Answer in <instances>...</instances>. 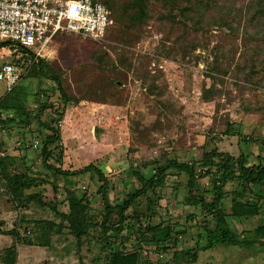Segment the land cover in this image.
Segmentation results:
<instances>
[{
	"label": "trees",
	"instance_id": "obj_1",
	"mask_svg": "<svg viewBox=\"0 0 264 264\" xmlns=\"http://www.w3.org/2000/svg\"><path fill=\"white\" fill-rule=\"evenodd\" d=\"M92 1L103 4L113 20L105 40L115 25L125 28L126 32H122V28L118 30H121L118 43L122 48L132 43L127 37L129 29L138 30L148 17L147 9L140 8L137 0ZM153 1L163 2L166 12L161 14V19L174 25L179 21L184 27L190 25L192 30L207 33L223 23V33L239 37L243 42L233 77L264 89V55H261L264 52V0H247L238 10L225 3L219 4L218 0ZM210 9L216 11L217 16L205 18ZM59 36L57 34L53 40ZM137 39L134 36V42ZM194 48L188 45L183 52L194 51ZM6 52L13 56L14 60L9 64L15 67L29 62L19 80L37 79L38 89L31 95L18 80L0 97V197L14 212L10 227L0 214V235L11 240L10 245L0 249V264H16L18 246L39 247L55 254V244L67 241L68 237L80 264H83L81 252L84 247L92 255L91 264H196L201 254L218 248H236L249 254L258 252L264 262V135H244L239 124L227 120L222 134L237 138L238 156L205 143L199 159L180 162L164 158L135 165L126 172L136 185L132 193L121 197L114 191L111 201L108 193L113 186L102 167L90 163L78 170H63L62 153L55 156L61 143L58 124L66 106H77L89 100L83 95H72V85L77 84L78 79L66 80L65 71L56 64L45 59L35 61L29 55L25 57V50L17 43L0 41V56ZM91 61L102 72L103 78H107L106 90L120 85L119 79L114 78L118 71L116 64L106 51L97 50ZM117 61L123 64V54ZM257 67L261 70H256ZM217 72L222 73L219 69ZM242 74L243 78L239 76ZM210 78L215 79L212 75ZM99 82L97 87L101 88ZM221 94L212 84L209 88L203 87L202 99L211 102L214 95ZM89 101L107 104L101 99ZM28 104L34 106V110L31 111ZM46 111L52 115L47 122L43 120ZM250 111L245 108V112ZM32 125L36 126L38 136H33L28 145L21 140L16 149L31 152L34 157L9 154L3 135H9L14 128L30 131ZM138 141L146 143L141 136ZM37 161L40 166H36ZM146 170L151 173L146 175ZM87 174L91 179H97L96 194L100 197L102 210L92 208L86 191L69 183V178L79 179ZM170 176L185 177L180 202L193 209L185 216V224L181 227L178 217L168 213L159 217L157 223H152L156 212L155 200L150 193L156 195V190L165 187ZM228 185L235 187L226 190ZM41 186L51 187V199L45 198L40 191L29 192ZM179 195L175 194L176 197ZM155 198L158 200L159 197ZM254 219L257 222L252 228H242V224ZM193 228L196 234L191 238H195V243L186 247L182 237ZM69 249V246L65 247L66 251ZM164 256L168 258L162 260Z\"/></svg>",
	"mask_w": 264,
	"mask_h": 264
},
{
	"label": "rangeland",
	"instance_id": "obj_2",
	"mask_svg": "<svg viewBox=\"0 0 264 264\" xmlns=\"http://www.w3.org/2000/svg\"><path fill=\"white\" fill-rule=\"evenodd\" d=\"M246 1L218 0V3L234 6L238 10ZM138 2L140 8L147 9L148 17L138 30L129 29L131 31L127 37L132 42L130 45L120 47L119 35L121 30L126 31L115 25L108 33L105 43H96L74 34L61 35L53 40L45 57V60L65 71L66 80L78 79V83L72 85V95H83L89 100L101 99L107 103L85 100L77 106H66L63 119L58 124L61 143L59 149L55 150V156L62 153L63 170H78L90 163L102 167L113 186L108 193L111 201L114 191L121 197L132 193L136 185L126 172L135 165L162 161L164 158H174L180 162L199 159L205 143L206 146H214L238 156L240 146L237 138L222 134L227 120L239 124L244 135H264V89L237 81L233 77L234 67L239 64V54L242 51L241 38L223 33V23L207 33L200 29L192 30L190 25L184 27L179 21L174 25L161 19V14L166 12L163 2L137 0ZM215 16L217 12L210 9L205 18ZM134 36L138 38L135 42ZM188 45H193L195 50L183 52ZM97 50L106 51L116 64L118 71L114 78L120 81L116 89L104 88L107 78H103L102 72L92 64L91 57ZM122 54L124 61L120 65L117 60ZM13 60L10 52H6L4 56H0V67ZM28 65L27 61L16 65L19 76ZM259 68L261 67L256 70H261ZM218 69L222 73L217 72ZM210 75L215 79H211ZM239 76L243 78V74ZM99 81L102 83L101 88L97 87ZM19 84L25 86L31 95L38 89L37 79L34 78L19 80ZM212 84L222 94L214 95L211 102H205L202 99L203 87L209 88ZM4 90L6 86L0 83V97ZM216 104L219 106L217 109ZM34 108L29 105L31 111ZM245 108H250L251 111L245 112ZM51 117V113L46 111L43 120L47 122ZM40 132L47 134L43 130ZM22 133L24 139L21 138ZM3 136L9 154L34 157L31 152L16 148L21 140L28 145L33 136H38L35 125L30 127V131L14 128L9 135ZM139 136L146 143L138 141ZM38 149L39 147L36 152ZM36 166H40L39 161ZM144 173L149 175L151 172L146 170ZM69 180L70 184L86 191L92 208L102 210L100 197L96 194V178L91 179L87 174L79 179ZM185 181L183 176H170L165 187L156 190V195L150 193L155 200L156 212L152 223H157L159 217L168 213L178 217L180 227L184 226L185 216L193 212L192 208L185 207L180 202L183 194L181 187ZM233 187L235 185H228L226 190ZM31 191H40L47 199H51L53 195L50 186H41L29 192ZM176 193L180 195L176 197ZM157 196L158 200L155 198ZM0 214L10 227L14 212L1 197ZM256 222L254 219L241 226L243 229H250ZM195 234L196 229L193 228L182 237L186 247L194 245L195 238L191 237ZM70 240L68 237L67 241L56 243L55 254L39 247L18 246L16 264H80L75 250L70 247ZM10 243V238L0 235V249ZM66 246L70 248L68 251L65 250ZM259 255L258 252L249 254L236 248H218L201 254L196 264H264ZM81 256L83 264H91L92 255L86 251V247L82 249ZM167 258L168 256H164L162 260ZM151 259L155 261V257Z\"/></svg>",
	"mask_w": 264,
	"mask_h": 264
},
{
	"label": "built area",
	"instance_id": "obj_3",
	"mask_svg": "<svg viewBox=\"0 0 264 264\" xmlns=\"http://www.w3.org/2000/svg\"><path fill=\"white\" fill-rule=\"evenodd\" d=\"M112 24L107 8L92 0H0V41L17 43L25 50L24 56L35 61L45 59L57 34H74L101 43ZM18 80L14 65H1L0 83L7 90ZM36 145L35 141L34 148Z\"/></svg>",
	"mask_w": 264,
	"mask_h": 264
},
{
	"label": "clouds",
	"instance_id": "obj_4",
	"mask_svg": "<svg viewBox=\"0 0 264 264\" xmlns=\"http://www.w3.org/2000/svg\"><path fill=\"white\" fill-rule=\"evenodd\" d=\"M72 13L74 14L75 13V6H73L72 8ZM102 23V22H101Z\"/></svg>",
	"mask_w": 264,
	"mask_h": 264
}]
</instances>
